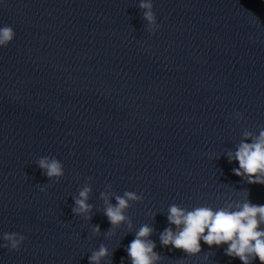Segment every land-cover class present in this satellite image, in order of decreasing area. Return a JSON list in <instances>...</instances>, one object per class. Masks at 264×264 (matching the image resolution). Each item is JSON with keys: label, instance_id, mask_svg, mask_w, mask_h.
I'll return each instance as SVG.
<instances>
[{"label": "water", "instance_id": "95a60500", "mask_svg": "<svg viewBox=\"0 0 264 264\" xmlns=\"http://www.w3.org/2000/svg\"><path fill=\"white\" fill-rule=\"evenodd\" d=\"M153 4L155 33L138 0L0 3V26L15 31L0 47V233L26 237L19 250L0 248V264H89L101 243L112 264H130L125 249L143 223L154 228L160 264H177L186 254L159 243L170 204L222 206L247 190L264 204V184L234 175L237 162L223 155L244 127L264 125V0ZM42 155L65 169L47 193L36 187L47 183L35 164ZM87 176L91 221L71 212ZM106 183L144 196L127 209L132 230L122 225L112 237L103 234ZM201 244L186 264H229L226 245Z\"/></svg>", "mask_w": 264, "mask_h": 264}, {"label": "clouds", "instance_id": "9594fccd", "mask_svg": "<svg viewBox=\"0 0 264 264\" xmlns=\"http://www.w3.org/2000/svg\"><path fill=\"white\" fill-rule=\"evenodd\" d=\"M3 0H0L2 3ZM138 7L146 21V30L155 33L160 27L154 12L153 0H138ZM15 37L11 25L0 26V47H6ZM236 122L244 119L243 113L234 111L230 114ZM223 155L229 163L237 162L231 172L248 184H264V125L253 133L244 127L240 133V140L234 148L227 149ZM41 174L47 177V183H36L41 192L47 193L52 182H58L65 175L63 162L54 155H42L35 160ZM80 179V174H76ZM92 177L84 178V183L76 194L71 195V212L74 216L91 221L95 206L89 202L92 192ZM104 203L103 214L107 217L110 228L103 234L112 237L118 228L126 225L127 230L133 228V221L127 215V209L133 202L144 199L143 193L124 190L122 194L113 191L111 183H106L104 190L99 193ZM113 200L115 203H113ZM155 217L157 212H150ZM168 224L160 231L159 243L161 247L182 250L186 256L177 260V264H186V257L201 252L202 244L211 248L213 245L222 248L223 254L231 260L238 259L241 264H264V204L254 203L249 199L248 190L239 198H227L222 206L213 207L210 204H200L194 207H185L182 204L172 203L167 208ZM93 234H99V224H92ZM153 226L141 224L136 229L134 238L126 246L127 260L130 264H160L162 256L155 251L156 242L152 240ZM25 235L17 231L0 233V248L19 250L25 240ZM89 264H112L113 250L104 243L90 251ZM120 264H125V257H121Z\"/></svg>", "mask_w": 264, "mask_h": 264}]
</instances>
